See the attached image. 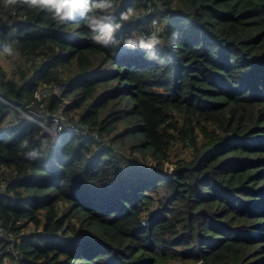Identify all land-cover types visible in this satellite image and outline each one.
I'll use <instances>...</instances> for the list:
<instances>
[{"label":"trees","instance_id":"1","mask_svg":"<svg viewBox=\"0 0 264 264\" xmlns=\"http://www.w3.org/2000/svg\"><path fill=\"white\" fill-rule=\"evenodd\" d=\"M103 2L0 0V264H264V0Z\"/></svg>","mask_w":264,"mask_h":264},{"label":"clouds","instance_id":"2","mask_svg":"<svg viewBox=\"0 0 264 264\" xmlns=\"http://www.w3.org/2000/svg\"><path fill=\"white\" fill-rule=\"evenodd\" d=\"M8 3H14L15 0H7ZM26 2H28L31 6H48L51 5L54 8V12L56 16H61L63 11H64V7L67 3V0H26ZM97 7L100 8H107L110 7V3L109 0H104L103 3L96 5ZM123 19H127L128 18V14H124L122 16ZM101 31L105 34L110 36L113 28L110 25H104L101 29ZM97 39H99V37H97ZM157 40L155 37H152L150 39V41L145 44L144 41H141V46L143 47H151L154 43H156ZM129 46H135V42L132 40H128L126 42ZM6 53H11V48H6L5 49Z\"/></svg>","mask_w":264,"mask_h":264},{"label":"rangeland","instance_id":"3","mask_svg":"<svg viewBox=\"0 0 264 264\" xmlns=\"http://www.w3.org/2000/svg\"><path fill=\"white\" fill-rule=\"evenodd\" d=\"M0 63H1V65L3 66V70L4 71H6V73H9L11 70H10V67L7 65V62H5L4 60H0ZM55 92H57L56 94L58 95V96H60L61 95V91L62 90H59V89H57L56 88V90H54ZM54 92V93H55ZM68 103H70L68 100H66L65 101V104H63V106L57 111V112H55L54 114H52V117H51V120L53 121V122H55L54 120H55V118H60L61 116H62V110H63V107L64 106H66V104H68ZM40 117L41 118H43V119H41L40 118V120L41 121H43V122H45V121H47L48 120V118H47V120H45V118L43 117V115H42V113L40 114ZM40 125L42 126V124L40 123ZM51 134L53 135V137L55 138V141L57 140V131L55 132L54 130H51ZM263 208H264V206H263ZM260 227V226H259Z\"/></svg>","mask_w":264,"mask_h":264},{"label":"built area","instance_id":"4","mask_svg":"<svg viewBox=\"0 0 264 264\" xmlns=\"http://www.w3.org/2000/svg\"><path fill=\"white\" fill-rule=\"evenodd\" d=\"M57 88V87H56ZM56 88L54 89V90H56ZM57 89H59V90H61L59 87L57 88ZM55 92V91H54ZM57 92H55V95H57L56 94ZM49 95V92H48V90L46 91V90H44V91H40L39 93H38V99H40V100H42V99H45L47 96ZM10 105V107L12 108V109H14V110H17V108H16V106L15 105H13V104H9ZM43 115V117L45 118V120H47V117L44 115V114H42ZM39 117H40V115H39ZM41 118V117H40ZM64 117L63 116H61L60 118L58 117V118H55V125H54V128H53V130L56 132V131H60L61 129H62V122H61V119H63ZM41 119H43V118H41ZM44 120V119H43Z\"/></svg>","mask_w":264,"mask_h":264}]
</instances>
